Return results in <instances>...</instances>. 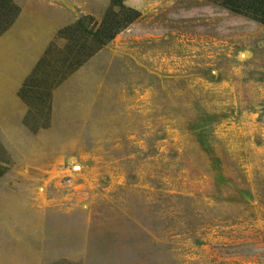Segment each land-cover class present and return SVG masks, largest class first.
<instances>
[{"label": "rangeland", "instance_id": "rangeland-1", "mask_svg": "<svg viewBox=\"0 0 264 264\" xmlns=\"http://www.w3.org/2000/svg\"><path fill=\"white\" fill-rule=\"evenodd\" d=\"M9 1L0 264H264V0Z\"/></svg>", "mask_w": 264, "mask_h": 264}, {"label": "trees", "instance_id": "trees-1", "mask_svg": "<svg viewBox=\"0 0 264 264\" xmlns=\"http://www.w3.org/2000/svg\"><path fill=\"white\" fill-rule=\"evenodd\" d=\"M0 1H1V7L2 8H7L8 6H10V10H9L10 13L13 12V11H15V9L12 7V4H11V2L9 0H0ZM122 1L123 0H116V4L117 3H120V5H119L120 8H121V2ZM2 3H4V5H2ZM254 5L255 4H248V5H241V6H231V5H228L227 4L228 8L230 7L231 10H232V12H235L236 14H239V15H249V16L251 15L252 17H255L256 18L257 16H253L252 13H254L255 15H259V13L261 14L263 11H259V10L253 9ZM257 7H258V5H257ZM128 12L131 14V16L128 19L127 23L135 20L138 17V14L136 12H133V11H128ZM6 25H9V23L7 21H6ZM123 25L124 24L121 23L120 25L114 27V29L112 31L106 33V35L104 37L105 39H102L99 44L100 45H104L105 43H107L108 41H110L118 32H120L123 28H125V26H123ZM121 26H123V27H121ZM102 31L103 30L101 28V31H100L101 37L104 36V33H102Z\"/></svg>", "mask_w": 264, "mask_h": 264}]
</instances>
